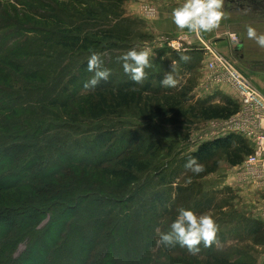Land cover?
<instances>
[{
  "label": "rangeland",
  "instance_id": "obj_1",
  "mask_svg": "<svg viewBox=\"0 0 264 264\" xmlns=\"http://www.w3.org/2000/svg\"><path fill=\"white\" fill-rule=\"evenodd\" d=\"M163 1L166 0H0L1 11H11L10 15L16 16L13 27H8L10 20H0V28L7 26V30L0 31V38L8 47L7 54L14 51L17 55L7 58L32 78L23 80V88L28 89L22 104L40 118L38 122L42 121L46 126L42 128H51L49 135L56 142L57 150L82 155L97 136L108 132L115 143L109 148L111 152L128 150L132 157L147 166L144 172L135 173V183L119 189L118 197L100 198L91 194L87 197L110 202L118 225L125 221L129 223L130 248L142 251L146 235L152 237L151 252H142V257L146 261L149 259L148 264H172L167 260L170 256L180 259L185 248L157 247L155 240L159 233L169 230L181 207L197 215L208 213L216 220L218 242L211 247L212 251L221 253L231 262L264 264V210L255 211V207L246 212L238 210L236 204L241 198L223 186V172L231 167L224 152H218L203 165L205 171L198 175L184 166L179 170L176 168L202 143L220 137L226 129L224 122L229 118L203 119L201 110L216 104H212L208 96L201 97L193 90V79L181 76L179 64H170L178 59L169 54V48L163 49L162 44L171 48L173 42L185 43L186 37L179 36L159 44L145 31L148 20L155 19L160 13L158 8ZM233 36L239 42L235 33H228V47ZM72 37L86 38L87 43L79 44L78 50L60 45ZM144 47L153 49L152 67L145 69L147 79L137 84L124 72L118 57L132 48L140 50ZM92 52L99 53L103 67L111 71L108 81H101L96 88L134 84L141 92L137 93L135 102L117 108L115 99L107 91L84 88V83L93 76L87 71ZM81 66H85L84 75L79 73ZM172 66L178 84L174 88L162 87L160 81ZM220 69L214 75L228 83ZM4 71L19 78L11 69ZM146 86L154 91H140ZM99 93L106 95L111 106L102 117L92 119L85 103L90 99L98 101ZM30 96L34 99L30 100ZM32 101L36 105H31ZM44 158H55V151L51 150ZM212 169L213 174L208 172ZM154 194L168 200L167 207L162 206L156 213L149 211ZM255 201L260 204L259 200ZM253 213L259 215V220L248 221L245 215ZM148 220L152 228L146 233L143 225ZM199 262L204 264L205 260L200 258Z\"/></svg>",
  "mask_w": 264,
  "mask_h": 264
},
{
  "label": "trees",
  "instance_id": "obj_2",
  "mask_svg": "<svg viewBox=\"0 0 264 264\" xmlns=\"http://www.w3.org/2000/svg\"><path fill=\"white\" fill-rule=\"evenodd\" d=\"M10 13L0 9V20H10L8 27H13L16 16ZM2 30H7V26H1ZM83 41L87 43L86 38L72 37L60 45L78 50ZM7 48L0 38V264H148L149 259L146 261L142 252H151L152 237L146 235L144 250L130 248L129 223L118 225L110 202L87 197V194L118 197L119 189L135 183V173L144 172L147 166L128 150L111 152L110 146L115 143L108 132L97 136L82 155L55 149L56 142L49 135L51 128H42L46 126L38 122L39 117L22 104L28 89L23 88V80L32 78L7 58L17 56L14 51L7 54ZM5 68L19 78L4 71ZM84 68H79L81 75L85 74ZM94 90L107 91L115 99L117 108L135 102L139 92L131 83ZM140 91L154 89L146 86ZM102 93L98 94V101L90 99L85 103L92 119L102 117L111 106ZM29 98L32 100L34 96ZM30 104L36 105V102ZM237 111L236 105L226 101L225 105L204 107L201 116L207 120H226ZM51 150L55 151V158H44ZM218 152H224L227 164L237 167L252 151L240 136L228 134L202 143L176 168L181 169L192 156L205 165ZM151 201L149 211L153 213L162 206L166 208L168 203L160 194H154ZM149 222L143 225L146 233L152 228ZM204 249L201 245L197 255L184 249L180 259L170 256L167 260L172 264H201L199 260L203 258L204 264H244L229 261L211 247Z\"/></svg>",
  "mask_w": 264,
  "mask_h": 264
},
{
  "label": "crops",
  "instance_id": "obj_3",
  "mask_svg": "<svg viewBox=\"0 0 264 264\" xmlns=\"http://www.w3.org/2000/svg\"><path fill=\"white\" fill-rule=\"evenodd\" d=\"M233 1L225 0L224 11L227 18L221 22L220 28L213 32L197 35L188 33L186 30L181 32L176 28L171 20V12L183 0H173L172 3L166 0L163 1V4H159L160 13L155 19L148 20L147 25L145 24V31L156 38L159 44L179 36L186 37L187 41L182 43L178 50L162 44L163 49L169 48V54H173V57L178 59L171 61L170 64L176 66L179 64L181 76L186 75L193 79L195 84L193 90L199 96H208L210 102L216 105H225L228 101L236 105L239 110L240 104L234 89L224 79L217 78L214 72L209 71L207 63L210 53L213 52L225 54L234 59L238 69L246 76L251 87L264 98V49H260L254 41L246 37L247 25L256 27L258 31H264V0ZM228 33H235L239 38L238 46L233 50L228 47L226 39ZM181 54L189 57L187 62L180 59ZM165 58L167 57L164 56ZM261 128L264 129V122H262ZM228 134L237 135L226 128L221 136ZM240 137L253 151L254 140L244 136ZM238 169H240L239 166H231L224 172L222 171L225 174L223 186L230 188L238 196V199L241 198L236 204L238 210L246 212L252 207L256 208L255 211L257 209L264 210V169H253L252 172L237 171ZM255 200H259L260 204H256ZM245 217L252 222L259 220V215L254 213L251 216L245 215Z\"/></svg>",
  "mask_w": 264,
  "mask_h": 264
},
{
  "label": "clouds",
  "instance_id": "obj_4",
  "mask_svg": "<svg viewBox=\"0 0 264 264\" xmlns=\"http://www.w3.org/2000/svg\"><path fill=\"white\" fill-rule=\"evenodd\" d=\"M225 0H183L171 12V20L178 30L193 34L210 33L220 28L221 22L227 18L224 11ZM247 39L254 41L260 48L264 49V31H258L256 27L246 26ZM233 39H236L233 36ZM153 56V49L144 47L140 50L132 48L118 57L122 62L123 70L130 76V79L140 84L147 79L146 68L152 67L150 58ZM180 59L187 62L189 57L181 54ZM172 70L165 73L160 81L162 87L174 88L178 81L173 76ZM87 71L93 76L84 83V88H94L101 81H108L111 71L103 67L101 55L92 52L87 61ZM184 167L194 174L205 171L202 163L198 162L195 156L187 159ZM191 181H189L190 183ZM219 226L212 215L203 213L197 215L194 211L186 208H179L175 219L169 225L167 232L159 233L155 244L157 247L174 248L179 245L187 249L192 255L200 252V246L210 248L217 243Z\"/></svg>",
  "mask_w": 264,
  "mask_h": 264
},
{
  "label": "built area",
  "instance_id": "obj_5",
  "mask_svg": "<svg viewBox=\"0 0 264 264\" xmlns=\"http://www.w3.org/2000/svg\"><path fill=\"white\" fill-rule=\"evenodd\" d=\"M230 49H235L238 42L231 38ZM171 48L178 50L181 44L171 43ZM209 71L215 72L220 69L226 81L234 89L240 108L235 115L224 122V126L233 133L254 140L255 147L240 165V170L252 172L253 169H264V98H262L249 84L246 76L238 69L234 59L221 53H210L207 63Z\"/></svg>",
  "mask_w": 264,
  "mask_h": 264
},
{
  "label": "water",
  "instance_id": "obj_6",
  "mask_svg": "<svg viewBox=\"0 0 264 264\" xmlns=\"http://www.w3.org/2000/svg\"><path fill=\"white\" fill-rule=\"evenodd\" d=\"M233 2H236V0H234Z\"/></svg>",
  "mask_w": 264,
  "mask_h": 264
}]
</instances>
